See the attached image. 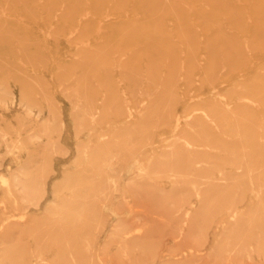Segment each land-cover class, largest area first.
Listing matches in <instances>:
<instances>
[{
    "label": "rangeland",
    "instance_id": "374dc122",
    "mask_svg": "<svg viewBox=\"0 0 264 264\" xmlns=\"http://www.w3.org/2000/svg\"><path fill=\"white\" fill-rule=\"evenodd\" d=\"M0 264H264V0H0Z\"/></svg>",
    "mask_w": 264,
    "mask_h": 264
}]
</instances>
